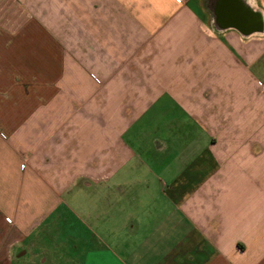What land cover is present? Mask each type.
<instances>
[{
	"label": "crops",
	"instance_id": "0c3cea01",
	"mask_svg": "<svg viewBox=\"0 0 264 264\" xmlns=\"http://www.w3.org/2000/svg\"><path fill=\"white\" fill-rule=\"evenodd\" d=\"M241 1L248 31L207 0H0V264L79 211L101 231L76 264H264V7Z\"/></svg>",
	"mask_w": 264,
	"mask_h": 264
},
{
	"label": "rangeland",
	"instance_id": "374dc122",
	"mask_svg": "<svg viewBox=\"0 0 264 264\" xmlns=\"http://www.w3.org/2000/svg\"><path fill=\"white\" fill-rule=\"evenodd\" d=\"M264 7V0H262V4ZM252 74L255 75L256 80L261 81L264 84V74H258L255 72L253 68H251ZM252 82L251 80H248ZM256 82V81H255ZM247 85L251 86L250 83L247 82ZM248 96V94H247ZM247 100H250L248 98ZM152 135V134H151ZM154 154L148 155V162L151 179H155L157 177L158 169L161 166V163L156 164L154 162ZM93 195V193H91ZM94 197V196H93ZM85 197L82 195V200ZM81 199V197H80ZM75 202V201H74ZM75 206V204H72ZM69 219L72 220L73 229L62 228V224L58 223V229H54L53 234L51 236L47 233H42V230H46L45 225L37 228H31L29 230H35L32 232V235L25 236L23 241L18 244L13 243L12 246H9L10 240L12 239L11 234L8 237V234L5 237L4 243L7 245L6 259L7 261H12V264H76V258H78V262H80V255L78 252L85 247L84 240L91 239L99 233L101 230H96L93 227V224H90L93 228L87 230L85 226L89 225L90 220L82 214L80 211L78 213L74 212V214H69ZM33 244L30 246V244ZM26 250L29 248L30 250L26 255L21 256V258L17 257L15 254V249ZM43 252L44 254V262L38 263L34 260L37 256L33 257V255ZM42 254V253H41ZM39 258V257H38ZM37 259V258H36ZM70 261V262H69Z\"/></svg>",
	"mask_w": 264,
	"mask_h": 264
},
{
	"label": "flooded vegetation",
	"instance_id": "af4514ba",
	"mask_svg": "<svg viewBox=\"0 0 264 264\" xmlns=\"http://www.w3.org/2000/svg\"><path fill=\"white\" fill-rule=\"evenodd\" d=\"M233 6L231 13L226 5ZM207 5L212 9L214 21L219 25H235L243 31H248L257 26V18H253L241 0H207Z\"/></svg>",
	"mask_w": 264,
	"mask_h": 264
},
{
	"label": "water",
	"instance_id": "95a60500",
	"mask_svg": "<svg viewBox=\"0 0 264 264\" xmlns=\"http://www.w3.org/2000/svg\"><path fill=\"white\" fill-rule=\"evenodd\" d=\"M226 9H228V12L231 13L232 10H233V6L230 5V4H227V5H226Z\"/></svg>",
	"mask_w": 264,
	"mask_h": 264
},
{
	"label": "built area",
	"instance_id": "2783aa9c",
	"mask_svg": "<svg viewBox=\"0 0 264 264\" xmlns=\"http://www.w3.org/2000/svg\"><path fill=\"white\" fill-rule=\"evenodd\" d=\"M177 2H181L182 0H176Z\"/></svg>",
	"mask_w": 264,
	"mask_h": 264
}]
</instances>
